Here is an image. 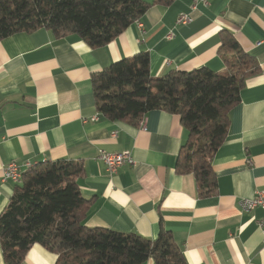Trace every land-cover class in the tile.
Here are the masks:
<instances>
[{
	"label": "crops",
	"instance_id": "0c3cea01",
	"mask_svg": "<svg viewBox=\"0 0 264 264\" xmlns=\"http://www.w3.org/2000/svg\"><path fill=\"white\" fill-rule=\"evenodd\" d=\"M194 1L155 4L140 20L144 32L134 23L102 48L77 36L58 39L46 29L0 42V215L16 187L3 182L5 165L78 162L84 167L80 192L92 201L87 227L154 241L163 226L187 264H264L258 225L264 211L240 207L242 199L264 192V0H210L196 10ZM181 14L192 22L176 25ZM223 33L254 58L258 72L231 109L227 137L212 162L218 194L199 198L195 177L177 171L188 141L180 116L153 110L143 125L111 121L98 112L91 77L139 53L149 54L153 77L202 67L229 74L219 54ZM101 150L128 151L135 165L110 175L98 159ZM57 260L37 244L22 264Z\"/></svg>",
	"mask_w": 264,
	"mask_h": 264
},
{
	"label": "trees",
	"instance_id": "16d2710c",
	"mask_svg": "<svg viewBox=\"0 0 264 264\" xmlns=\"http://www.w3.org/2000/svg\"><path fill=\"white\" fill-rule=\"evenodd\" d=\"M174 1L0 0V42L46 29L58 39L77 36L93 49L102 48L155 4ZM219 54L229 74L202 67L153 77L149 54L139 53L91 77L98 112L111 121L139 126L153 110L180 116L188 141L177 171L195 177L199 198L218 194L212 162L227 137L231 109L240 102L247 79L258 72L254 58L230 33L222 34ZM83 174L81 163L62 161L39 163L23 175L0 215L4 264H22L37 244L56 254L57 264H187L163 226L154 241L87 227L92 201L80 192L77 180Z\"/></svg>",
	"mask_w": 264,
	"mask_h": 264
},
{
	"label": "built area",
	"instance_id": "2783aa9c",
	"mask_svg": "<svg viewBox=\"0 0 264 264\" xmlns=\"http://www.w3.org/2000/svg\"><path fill=\"white\" fill-rule=\"evenodd\" d=\"M199 2H202L204 5H209L210 0H195L192 8L197 9ZM192 22V17L190 14H181L179 15L176 25H188ZM138 27L144 32V26L140 20L136 21ZM173 34L170 33L167 36V39H172ZM98 118L93 119L97 121ZM142 121V125H143ZM116 136V133L114 134ZM98 159L104 163L106 170L110 175H115L118 171L125 166H134L135 160L132 157L131 153L128 151L118 152V153H108L104 150L99 151ZM34 165L31 163H26V165L20 166L16 162L9 163L3 167V177L2 180L4 183L11 182L15 185L22 183L23 175ZM240 207L243 212H251L257 208H261L264 211V192L260 191L257 193L254 199H242L240 201ZM260 229L264 232V217L258 221Z\"/></svg>",
	"mask_w": 264,
	"mask_h": 264
}]
</instances>
